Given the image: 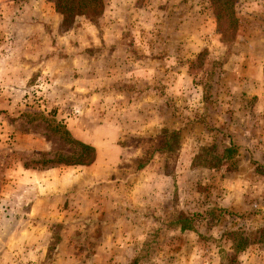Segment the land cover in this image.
I'll return each mask as SVG.
<instances>
[{
    "label": "rangeland",
    "instance_id": "rangeland-1",
    "mask_svg": "<svg viewBox=\"0 0 264 264\" xmlns=\"http://www.w3.org/2000/svg\"><path fill=\"white\" fill-rule=\"evenodd\" d=\"M231 2L0 0V264H264V0Z\"/></svg>",
    "mask_w": 264,
    "mask_h": 264
},
{
    "label": "trees",
    "instance_id": "trees-1",
    "mask_svg": "<svg viewBox=\"0 0 264 264\" xmlns=\"http://www.w3.org/2000/svg\"><path fill=\"white\" fill-rule=\"evenodd\" d=\"M53 3L54 10L61 15V25L69 26L71 23L72 17L79 15V14H99L102 11V0H48ZM221 2L218 0H211V4L213 5L214 10V16L216 20V25L218 28L221 25L222 21V14H226V16H229V26L231 27V30L233 29V16H232V2L231 0H222ZM235 28V23H234ZM56 131H59L57 128H55ZM63 135L69 136V133L62 128L61 130ZM70 142H74L78 145V147L81 150V153L84 154V157L82 161H80V164H87L90 163L94 158V150L92 146H90L87 143H83L79 140H76L72 137L69 138ZM170 143H174L177 141L175 132L171 131L168 136H166L165 139L161 142V147L163 149H168ZM201 150V149H200ZM232 154V148L231 146L224 149V155H222V158H228ZM198 156V155H197ZM216 161H219V158L215 159ZM186 227V226H183ZM263 237V236H262ZM258 239L259 240H262Z\"/></svg>",
    "mask_w": 264,
    "mask_h": 264
},
{
    "label": "crops",
    "instance_id": "crops-1",
    "mask_svg": "<svg viewBox=\"0 0 264 264\" xmlns=\"http://www.w3.org/2000/svg\"><path fill=\"white\" fill-rule=\"evenodd\" d=\"M50 170H52V169L50 168ZM50 170H49V171H50ZM31 210H32L31 212H36V211L38 212V211H40V209H39V210H38V209H37V210H34L33 208H31ZM61 210H62V209H61ZM63 211H64V210H63ZM39 213H40V212H39ZM41 213H43V212H41ZM28 214H30V212H29ZM44 214H45V215H44ZM52 214H53V212H51V211H49L47 214H46V213H43V215L45 216V218H44V217H43V218L46 219V220H48V219L50 220V219H52ZM60 215H61V216H60ZM56 216H57L58 218H60V217L63 218V216H64V212H63V214L57 213ZM53 218H54V216H53Z\"/></svg>",
    "mask_w": 264,
    "mask_h": 264
}]
</instances>
